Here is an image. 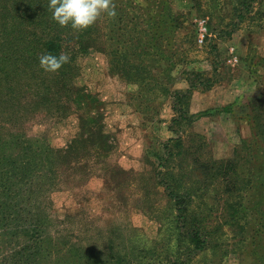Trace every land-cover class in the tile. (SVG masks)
Wrapping results in <instances>:
<instances>
[{
    "label": "rangeland",
    "instance_id": "obj_1",
    "mask_svg": "<svg viewBox=\"0 0 264 264\" xmlns=\"http://www.w3.org/2000/svg\"><path fill=\"white\" fill-rule=\"evenodd\" d=\"M216 2L96 0L90 26L100 35L97 40L91 35L76 52V76L62 98L66 108L39 107L22 118L20 109L17 125L0 121L8 132L38 139L40 147H69L79 154L76 160L75 153L69 155L64 168L52 174L57 182L47 196L53 244L71 246L73 254L80 245L105 258L133 254L139 261L143 248L156 240L163 246L174 235L171 228L176 226V236L182 230V222L174 220L175 204L159 182L173 172L172 165L200 174L207 172L199 165L208 157L239 156L240 177L251 180L243 190L222 191L220 197L221 181L207 179L205 192L184 199L190 202L189 219L210 215L201 224L204 248L185 257L186 242L181 257L184 264H264V180H257L264 173V0H218L215 8ZM243 3L246 16L239 21L240 9L234 10ZM166 6L176 11L170 36L161 33L159 21ZM200 21L203 42L197 39ZM187 71L201 73L195 82L211 83L206 93L198 87L200 93L190 96V113L205 107L226 111L171 123L175 111L165 90L187 81ZM200 134L208 156L196 162L189 146ZM176 136L183 146L173 149V158L164 145ZM0 239L4 264L3 253L14 246Z\"/></svg>",
    "mask_w": 264,
    "mask_h": 264
},
{
    "label": "trees",
    "instance_id": "obj_2",
    "mask_svg": "<svg viewBox=\"0 0 264 264\" xmlns=\"http://www.w3.org/2000/svg\"><path fill=\"white\" fill-rule=\"evenodd\" d=\"M94 2L96 0H0V121L17 122L14 118L20 117V109L22 118L39 107L46 106L47 110H51L53 105L59 104L57 109L66 108L62 98L72 87V79L76 76V52L81 50L82 44L90 41L91 35L95 40L100 35L96 27L90 26L91 5ZM220 4L217 0L215 8ZM243 5L234 10L240 9L241 15H237L239 21L246 16ZM161 10L159 21L163 27L160 31L170 36L176 29V11L167 6ZM132 70L135 72L136 69ZM186 73L187 89L165 90L172 97L175 111L172 124L180 125L183 119L209 115L213 111H226L221 107L190 113L188 103L192 90L198 87L208 90L211 83L195 82V79H200L201 73ZM31 91L36 92L31 95ZM197 138L189 146L195 150L191 151L194 161H198L200 156H208L203 135H197ZM182 141L181 136H176L166 142L164 147L170 157L175 158L174 150L183 146ZM73 153L76 160L79 154L72 148L55 150L40 147L38 139L31 140L22 131L8 132L4 125H0V237L6 238L9 246H14L3 253L4 264H44L49 260L59 264H184L183 258L189 256L192 250L204 248L206 241L205 237H201V224L210 215L205 213L198 219L192 215L189 219L190 202L184 199L192 198L191 192H205L207 179L221 181L222 189L217 190L220 197L222 191H241L251 182L248 177H240L242 169L239 161L242 157L239 156L227 160L208 157L199 165L207 172L200 174L192 173L181 164H175L176 167L173 164V172L166 173L167 179L162 178L159 182L175 204L177 214L174 220L183 224L179 235L176 236V226L175 230L171 228L169 232L174 235L167 237V243L164 244L163 240V246H156L159 242L156 240L149 249L143 248L147 250L144 255H139V261L133 254L123 259L115 258L113 254L105 258L102 252L93 249L91 252L80 245L76 246L77 251H82L83 255L79 252L73 254L71 246L53 244L48 230L50 200L47 196L57 182L52 174L58 167L64 168L68 156ZM189 175L193 177L185 183ZM257 180H264V173L259 174ZM195 182L200 185L195 187ZM183 188L187 190L179 191ZM220 201L224 202V199ZM186 242H189L186 247L188 252L181 257V247ZM52 244L54 251L51 250ZM153 252L155 257H150Z\"/></svg>",
    "mask_w": 264,
    "mask_h": 264
},
{
    "label": "crops",
    "instance_id": "obj_3",
    "mask_svg": "<svg viewBox=\"0 0 264 264\" xmlns=\"http://www.w3.org/2000/svg\"><path fill=\"white\" fill-rule=\"evenodd\" d=\"M189 86H188V82L187 81H185V82H182L181 80H179V81H177L176 82V86H175V88H176V90H185V89H187ZM211 89V88H210ZM198 93L199 91L198 90H192V94L191 95H194L195 93ZM204 92L206 93L207 92V90H204ZM200 93V92H199ZM191 104H192V100L191 101H189V106H191ZM210 104H212V103H210ZM205 109H206V107H205ZM191 110V108H189V111ZM203 110V109H202ZM161 121V120H160Z\"/></svg>",
    "mask_w": 264,
    "mask_h": 264
},
{
    "label": "built area",
    "instance_id": "obj_4",
    "mask_svg": "<svg viewBox=\"0 0 264 264\" xmlns=\"http://www.w3.org/2000/svg\"><path fill=\"white\" fill-rule=\"evenodd\" d=\"M202 22L203 21H200V33L198 34V41L199 42H203V40H204V34H203V31L205 30V28H204V26L202 25Z\"/></svg>",
    "mask_w": 264,
    "mask_h": 264
}]
</instances>
